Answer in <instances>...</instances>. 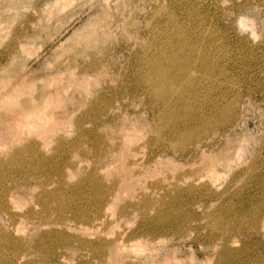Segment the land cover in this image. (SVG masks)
<instances>
[{
    "label": "rangeland",
    "instance_id": "374dc122",
    "mask_svg": "<svg viewBox=\"0 0 264 264\" xmlns=\"http://www.w3.org/2000/svg\"><path fill=\"white\" fill-rule=\"evenodd\" d=\"M0 201V264H264V0H0Z\"/></svg>",
    "mask_w": 264,
    "mask_h": 264
},
{
    "label": "bare ground",
    "instance_id": "6f19581e",
    "mask_svg": "<svg viewBox=\"0 0 264 264\" xmlns=\"http://www.w3.org/2000/svg\"><path fill=\"white\" fill-rule=\"evenodd\" d=\"M165 49V48H164ZM179 54V53H178ZM145 55V54H144ZM157 56V55H156ZM165 56L167 58V62H168V65L166 66V70L164 69H161L160 67V70H158L157 72V75L156 76V79L158 80L159 82V86L161 87L162 89V95H169L171 92H173L174 90H176L178 88V84H176L177 82L174 80V79H178L182 74H186L188 75L189 77L192 76V74H196L195 73V70L193 69V66H191L190 64H188L189 66H186V65H182V64H179L178 62V57H177V53L176 51H174L173 49H169V51H167V53H165ZM163 57V56H162ZM152 61V60H151ZM147 62V60H146ZM153 64V62H152ZM151 64V65H152ZM164 71V72H163ZM147 74V73H146ZM170 78H172L171 80H169ZM149 80V79H148ZM169 80V81H167ZM147 81V80H146ZM146 83V82H145ZM149 84V83H148ZM183 84V83H182ZM157 89V88H156ZM158 91V90H157ZM158 94V93H157ZM160 96V95H159ZM182 100V99H181ZM164 114V113H163ZM157 115V114H156ZM166 115V114H165ZM169 115V113H168ZM172 115V114H171ZM164 117V116H163ZM162 117V118H163ZM174 118V117H173ZM160 119V118H159ZM171 120V119H170ZM159 121V120H158ZM157 121V122H158ZM161 122V121H160ZM171 122V121H170ZM173 122V121H172ZM176 122V121H174ZM169 126V123L167 124ZM156 126H157V123H156ZM158 128V127H157ZM156 129V128H155ZM162 130V129H161ZM158 131V130H156ZM186 132V131H185ZM156 135V134H155ZM157 136V135H156ZM158 138V136H157ZM169 139V138H168ZM172 140V139H171ZM187 142V141H186ZM181 143V142H180ZM179 143V144H180ZM178 144V145H179ZM184 145V144H183ZM152 148V147H150ZM172 148V147H171ZM176 148V147H175ZM183 149V148H182ZM186 149V147H185ZM196 149V148H194ZM177 150V149H176ZM184 150V149H183ZM178 151V150H177ZM180 151H181V148H180ZM184 152V151H183ZM182 152V153H183ZM33 173V172H32ZM34 175V174H33ZM121 179V178H120ZM193 188V187H192ZM192 190V189H191ZM194 190V189H193ZM12 192V191H11ZM15 192V191H14ZM29 192V191H28ZM100 193V192H99ZM17 194V193H16ZM19 194V193H18ZM98 194V193H97ZM101 195V193H100ZM103 195V194H102ZM96 196V195H95ZM98 197V196H97ZM10 198V197H9ZM99 199V198H98ZM9 200V199H8ZM144 200V199H143ZM142 200V201H143ZM150 200V199H149ZM156 200V199H155ZM147 201V200H146ZM145 201V203H147ZM152 201L154 202V200L152 199ZM1 202V201H0ZM11 202V200H10ZM43 202V201H42ZM138 202V201H137ZM2 203V202H1ZM45 203V202H44ZM139 203V202H138ZM155 203V202H154ZM12 203H10L11 205ZM144 204V203H143ZM13 205V204H12ZM130 205V204H129ZM144 207V206H143ZM148 207V205H147ZM14 208V207H13ZM12 208V209H13ZM33 208V207H32ZM146 208V207H145ZM5 209V208H4ZM3 209V210H4ZM49 209V208H48ZM33 211V210H32ZM107 210H105L106 212ZM9 212V211H8ZM48 212V211H47ZM25 214V213H24ZM42 214V213H40ZM44 214V213H43ZM32 216V215H31ZM30 216V217H31ZM105 217V216H104ZM80 218V217H79ZM78 218V219H79ZM90 219V218H89ZM81 220V219H80ZM50 231V230H49ZM17 243V242H16ZM17 245V244H15Z\"/></svg>",
    "mask_w": 264,
    "mask_h": 264
}]
</instances>
